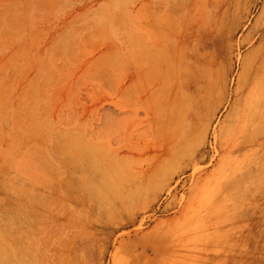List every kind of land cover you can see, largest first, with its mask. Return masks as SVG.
Wrapping results in <instances>:
<instances>
[{"label":"rangeland","instance_id":"rangeland-1","mask_svg":"<svg viewBox=\"0 0 264 264\" xmlns=\"http://www.w3.org/2000/svg\"><path fill=\"white\" fill-rule=\"evenodd\" d=\"M195 1L172 13L178 46ZM253 1L231 37L230 78L250 52L236 43L264 14V0L244 3ZM165 8L0 0V264H264V172L243 176L236 155L218 174L213 130L227 109L203 139L162 138L169 93L152 71ZM102 179L119 197L100 206L86 189L104 192ZM229 183L239 187L228 192Z\"/></svg>","mask_w":264,"mask_h":264},{"label":"bare ground","instance_id":"bare-ground-1","mask_svg":"<svg viewBox=\"0 0 264 264\" xmlns=\"http://www.w3.org/2000/svg\"><path fill=\"white\" fill-rule=\"evenodd\" d=\"M188 4L189 0H178L177 3L165 0L164 19L159 17V12L155 14L153 47L156 50L153 49V54L159 66L156 65L152 73L165 81L169 93L168 114L165 116L169 126L162 138L166 142L173 141L182 133L185 142L197 141L199 137L203 139L209 133L217 110L225 107V117H230L229 120L223 127L213 130V144L219 149L217 173L220 175L227 170L226 163L220 160L243 155L239 167L244 168L243 176L257 177L264 172V14L248 26L247 34L236 43L237 47L246 45L250 52L243 55L239 72L230 78L233 69L231 37L242 26L255 1L246 5L244 0H212L209 5L196 0L185 20L182 44L178 46L172 13ZM139 50L144 58L143 46H139ZM204 158L202 153L195 154L190 162L198 163ZM88 169L92 172L102 170L99 166H89ZM233 174L232 169L226 176L233 177ZM127 181L131 184V177ZM104 183V192L97 193L92 184L86 189L89 195L97 194L94 197L100 206L113 196L119 197L118 187H114L112 181L102 179ZM100 185L101 182L96 187ZM238 187L234 183L225 185L228 192ZM128 220L117 224L123 226ZM58 261L62 263V255Z\"/></svg>","mask_w":264,"mask_h":264}]
</instances>
